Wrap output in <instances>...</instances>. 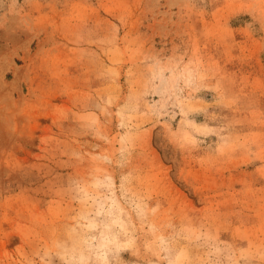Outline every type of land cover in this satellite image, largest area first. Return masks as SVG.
<instances>
[{"label":"rangeland","instance_id":"obj_1","mask_svg":"<svg viewBox=\"0 0 264 264\" xmlns=\"http://www.w3.org/2000/svg\"><path fill=\"white\" fill-rule=\"evenodd\" d=\"M0 264H264V0H0Z\"/></svg>","mask_w":264,"mask_h":264}]
</instances>
